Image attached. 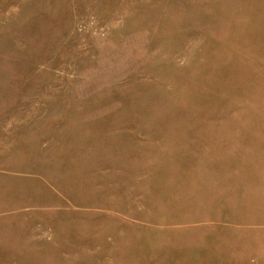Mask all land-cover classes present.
Segmentation results:
<instances>
[{
  "label": "rangeland",
  "instance_id": "1",
  "mask_svg": "<svg viewBox=\"0 0 264 264\" xmlns=\"http://www.w3.org/2000/svg\"><path fill=\"white\" fill-rule=\"evenodd\" d=\"M0 264H264V0H0Z\"/></svg>",
  "mask_w": 264,
  "mask_h": 264
}]
</instances>
